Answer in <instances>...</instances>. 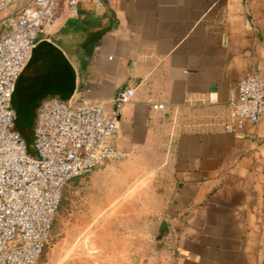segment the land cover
<instances>
[{
  "label": "crops",
  "instance_id": "obj_1",
  "mask_svg": "<svg viewBox=\"0 0 264 264\" xmlns=\"http://www.w3.org/2000/svg\"><path fill=\"white\" fill-rule=\"evenodd\" d=\"M100 1L75 13L61 2L12 97L27 117L47 97L110 110L134 89L113 144L127 153L122 177L138 182L93 216L97 251L128 264H264V113L225 129L229 93L264 76V0Z\"/></svg>",
  "mask_w": 264,
  "mask_h": 264
},
{
  "label": "built area",
  "instance_id": "obj_2",
  "mask_svg": "<svg viewBox=\"0 0 264 264\" xmlns=\"http://www.w3.org/2000/svg\"><path fill=\"white\" fill-rule=\"evenodd\" d=\"M79 1L0 0V264H37L51 239L64 187L127 156L113 139L132 88L118 92L110 110L105 102L87 98L41 100L32 124L34 155L16 129V81L33 49L59 23L61 2L75 13ZM208 100H215L213 94ZM227 104V131L257 124L264 113V76L241 79ZM151 108L165 111L166 104L151 102Z\"/></svg>",
  "mask_w": 264,
  "mask_h": 264
},
{
  "label": "rangeland",
  "instance_id": "obj_3",
  "mask_svg": "<svg viewBox=\"0 0 264 264\" xmlns=\"http://www.w3.org/2000/svg\"><path fill=\"white\" fill-rule=\"evenodd\" d=\"M26 108L20 105V111ZM32 121L31 116L25 118L26 124ZM19 132L33 149L32 128L21 127ZM124 160L111 161L102 166L100 169L106 172L102 177L92 178V174H89L72 180L64 187L51 239L37 264H128L129 256L97 251L100 245L96 241L97 234L103 233L104 229L103 224L92 221L94 215L109 208L111 200L119 198L124 192L125 183H129L128 186L132 185L133 188L138 182L137 176L128 179L122 177L126 171L122 162ZM94 183L99 185L96 186ZM135 193L130 191V195ZM137 211L141 209L135 206L129 209L132 214Z\"/></svg>",
  "mask_w": 264,
  "mask_h": 264
},
{
  "label": "trees",
  "instance_id": "obj_4",
  "mask_svg": "<svg viewBox=\"0 0 264 264\" xmlns=\"http://www.w3.org/2000/svg\"><path fill=\"white\" fill-rule=\"evenodd\" d=\"M35 109H36V106L34 107V105H32L31 108H30V111H29V116H27V117H30L31 116L32 120L34 118ZM16 112H17V116H18L17 123H16V129L18 131H20V128L21 127H24L26 129H28V128L31 129L32 128L33 121L32 122H29L28 124H26L27 123V122H25V118L26 117L23 118L22 115H21V113H19L18 111H16ZM27 147H28V153L30 155H34L33 149L30 148L28 142H27Z\"/></svg>",
  "mask_w": 264,
  "mask_h": 264
}]
</instances>
